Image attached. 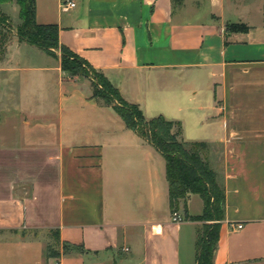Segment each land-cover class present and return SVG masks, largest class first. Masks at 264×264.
<instances>
[{
    "label": "crops",
    "instance_id": "obj_1",
    "mask_svg": "<svg viewBox=\"0 0 264 264\" xmlns=\"http://www.w3.org/2000/svg\"><path fill=\"white\" fill-rule=\"evenodd\" d=\"M36 20L146 118L210 145L226 192L214 264H264V0H36ZM14 39L0 48V264H196L202 222L186 213L201 197L174 222L165 158L60 50Z\"/></svg>",
    "mask_w": 264,
    "mask_h": 264
},
{
    "label": "trees",
    "instance_id": "obj_2",
    "mask_svg": "<svg viewBox=\"0 0 264 264\" xmlns=\"http://www.w3.org/2000/svg\"><path fill=\"white\" fill-rule=\"evenodd\" d=\"M15 3L19 8V23L16 26L20 42L33 45L53 57L61 51L62 70L71 76H82L91 82L92 98L113 107L127 128L153 146L166 160V176L169 183L172 214L178 213L181 202L192 195H199L204 203L203 213L187 219L202 222L196 242V264H214L222 223L225 220L226 192L218 173L210 161L211 147L205 142H185L179 137L182 124L164 116L145 117L136 104L127 102L103 74L94 69L85 59L73 53L59 42L60 28L56 24L40 25L36 20V0H0V48L5 44L6 34L14 28L3 6ZM234 28H244L241 25ZM186 211V207H185ZM187 212V211H186ZM71 248L65 244V254ZM82 252V247H75ZM49 256L59 252L47 250Z\"/></svg>",
    "mask_w": 264,
    "mask_h": 264
},
{
    "label": "rangeland",
    "instance_id": "obj_3",
    "mask_svg": "<svg viewBox=\"0 0 264 264\" xmlns=\"http://www.w3.org/2000/svg\"><path fill=\"white\" fill-rule=\"evenodd\" d=\"M11 7H13V5H7V6H3L2 8H3V10H5L4 8H7V13L9 14V16H10V20L14 23V25L16 26L17 25V23H18V20H17V16H16V14H15V12H14V14H11V12H10V9H11ZM19 19V18H18ZM14 26V28H13V30L15 31V32H11V33H8V34H6V41H5V44H8V43H10V42H12L13 40H15L14 38H15V36L17 35L16 33H17V30H16V27ZM5 44L4 45H2V47L3 46H5ZM69 75V74H68ZM71 76V75H70ZM72 77H76V76H72ZM77 77H79V78H82V79H86V78H84V77H82V76H77ZM88 80V79H87ZM89 81V80H88ZM90 82V81H89ZM91 83V82H90ZM92 90H93V88H92ZM201 225H203V224H201ZM201 228H202V226H201Z\"/></svg>",
    "mask_w": 264,
    "mask_h": 264
},
{
    "label": "built area",
    "instance_id": "obj_4",
    "mask_svg": "<svg viewBox=\"0 0 264 264\" xmlns=\"http://www.w3.org/2000/svg\"><path fill=\"white\" fill-rule=\"evenodd\" d=\"M64 7L66 9H68V8H74V7H76V3L73 2V1H69V2L65 3ZM172 220L174 222H180L181 221V217H180L179 213H174L173 216H172ZM237 228L238 229H242L243 228V225L242 224L241 225H238ZM157 229H159V227H157Z\"/></svg>",
    "mask_w": 264,
    "mask_h": 264
}]
</instances>
